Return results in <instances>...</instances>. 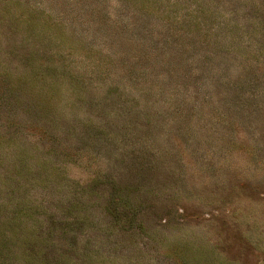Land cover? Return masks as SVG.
Returning <instances> with one entry per match:
<instances>
[{"label": "rangeland", "instance_id": "374dc122", "mask_svg": "<svg viewBox=\"0 0 264 264\" xmlns=\"http://www.w3.org/2000/svg\"><path fill=\"white\" fill-rule=\"evenodd\" d=\"M0 264H264V0H0Z\"/></svg>", "mask_w": 264, "mask_h": 264}]
</instances>
